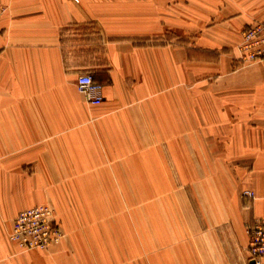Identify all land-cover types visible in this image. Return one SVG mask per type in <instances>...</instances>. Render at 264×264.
Listing matches in <instances>:
<instances>
[{"label":"crops","instance_id":"0c3cea01","mask_svg":"<svg viewBox=\"0 0 264 264\" xmlns=\"http://www.w3.org/2000/svg\"><path fill=\"white\" fill-rule=\"evenodd\" d=\"M0 6V264H253L264 70L238 43L264 0ZM83 70L100 104L78 90ZM44 202L62 241L19 249L16 215Z\"/></svg>","mask_w":264,"mask_h":264},{"label":"built area","instance_id":"2783aa9c","mask_svg":"<svg viewBox=\"0 0 264 264\" xmlns=\"http://www.w3.org/2000/svg\"><path fill=\"white\" fill-rule=\"evenodd\" d=\"M6 11L0 6V18ZM239 60L243 63H260L264 70V18L248 23L238 43ZM76 85L92 104H100L104 85L96 80L91 71H80ZM253 196L252 190L243 191ZM65 235L54 206L49 202L39 203L19 211L14 219L9 239L21 250H49L59 244ZM248 257L253 264H264V219L257 218L249 227Z\"/></svg>","mask_w":264,"mask_h":264},{"label":"rangeland","instance_id":"374dc122","mask_svg":"<svg viewBox=\"0 0 264 264\" xmlns=\"http://www.w3.org/2000/svg\"><path fill=\"white\" fill-rule=\"evenodd\" d=\"M241 64H248V63H243L241 62ZM50 203V202H49ZM75 222H78V223H85V217H80V216H75ZM112 217H102V216H99V217H96L95 220L93 221L94 223H102L105 219H110ZM133 216H127V221L129 222H133ZM61 222V221H60ZM72 222V221H70ZM63 223V222H62Z\"/></svg>","mask_w":264,"mask_h":264}]
</instances>
